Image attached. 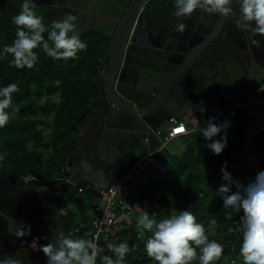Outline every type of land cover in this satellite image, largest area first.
<instances>
[{"label":"water","instance_id":"water-1","mask_svg":"<svg viewBox=\"0 0 264 264\" xmlns=\"http://www.w3.org/2000/svg\"><path fill=\"white\" fill-rule=\"evenodd\" d=\"M151 1L36 0V12L61 20L74 15L79 36L93 33L107 41L108 50L100 62L102 84L91 118L78 135L67 182L18 188L0 177L1 258L13 255L23 264H47L44 254L28 244L37 238L46 245L58 232L65 235L62 197L78 176L94 188L107 189L127 156L158 146L156 133L169 119L201 124L207 100L259 85L264 35L238 27L235 17L203 10L183 20L187 27L180 33L175 30V7L154 21L155 11L146 10ZM20 2L0 0V8L18 12ZM233 7L238 15L239 0H233ZM10 220L31 225V234L16 238L10 234Z\"/></svg>","mask_w":264,"mask_h":264},{"label":"trees","instance_id":"trees-1","mask_svg":"<svg viewBox=\"0 0 264 264\" xmlns=\"http://www.w3.org/2000/svg\"><path fill=\"white\" fill-rule=\"evenodd\" d=\"M165 4L167 8H164ZM174 6L175 0H152L146 10L155 11L154 21H159L169 15ZM18 14L11 9L4 12L0 22V51L16 39L17 26L12 23V18ZM38 15L43 17V23L51 31L52 23L43 14ZM48 31L42 34L45 39ZM79 37L87 44V48L78 51L75 58L54 60L40 47L34 49L38 61L32 68H16L11 63V54L0 58V87L16 83L20 89L18 93H13V103L19 112L5 127L0 128V177L5 180L11 182L15 176L35 173L41 177L39 185H52L69 177L78 135L91 118L93 100L102 84L100 62L108 50L107 41L93 33ZM49 44L51 46V41ZM219 103L224 104L225 100ZM237 138L239 143L245 140L240 132ZM215 139H219L218 136ZM186 141L187 146L175 158V165L171 166L174 172L168 170V176L158 178L161 191L145 186L140 189V198L142 202L164 210L158 220L170 216L173 211L190 208L197 216V222L204 224L207 232L209 221L215 219V233L209 234V239L223 244L224 252L214 264H245L238 252L239 241L235 248L232 247V243L237 240L227 232L237 212L232 213L231 220L226 219L228 210L222 208V198H218L215 193V185L222 183L221 167L226 163L228 171L231 155L236 152V148L227 143L219 155H214L207 148L208 141L203 135L190 137ZM194 146L203 150V159L200 160L201 155ZM137 160L134 155L128 156L123 162L122 172ZM201 167L207 171L204 176H198ZM186 168L190 169L188 174H185ZM79 186L82 185L79 183ZM210 196L215 200L209 199ZM71 198L68 196L66 200ZM64 218L66 229L69 230L70 216L66 214ZM196 251L199 255V247ZM151 262L154 261L149 257L142 261L131 258L125 260V264ZM191 264H199L198 259Z\"/></svg>","mask_w":264,"mask_h":264},{"label":"clouds","instance_id":"clouds-1","mask_svg":"<svg viewBox=\"0 0 264 264\" xmlns=\"http://www.w3.org/2000/svg\"><path fill=\"white\" fill-rule=\"evenodd\" d=\"M19 6V14L12 18V23L17 26L16 39L11 45H5L0 51V58L6 54L12 55L11 63L16 68H32L38 61V55L34 51L37 47L42 48L43 52L54 60L75 58L78 51L87 48V44L79 37L77 18L74 15L66 14L62 20L52 22L51 31H48L43 23V17L35 11L36 0H21ZM197 10L215 14L220 18L235 17L238 27L264 35V0H239L238 15L233 7V0H175L174 14L177 17L175 30L183 33L187 26L182 21L188 19ZM46 31H48L47 39L42 35ZM49 41H51V46ZM263 85L259 83L251 90L247 89L238 94L234 92L230 95L238 97L251 91L256 92L255 90ZM19 91L16 83L0 87V128L5 127L10 119L15 118V114L19 112V108L13 103V93ZM220 100L224 99L212 101L209 106L212 103H219ZM233 114L241 117L240 113L234 112ZM214 120L215 118H210L206 126L200 131L205 140L208 141L207 148L214 155H219L227 146V128L230 126V122L225 120L223 123L217 124ZM181 122L184 124L183 121ZM221 133L223 135H220ZM218 135L220 138L215 139ZM167 152L172 153L169 150ZM260 161H256L255 164ZM166 169L167 172L161 175L168 174V168L166 167ZM126 171L122 172L121 166L118 176ZM221 173L223 183L217 187L216 192L222 198V208L228 210L225 213V218L231 220L232 213L239 211L236 216L239 215L240 222L238 242L240 259L245 264H264V161L255 170L253 177L250 176L243 183L227 171L226 163L222 165ZM146 179L148 180V178ZM61 182H67V179ZM146 183L143 187L146 186ZM39 184L18 188L38 187ZM78 184V182L72 184L66 193H70L71 190L74 191V187H79ZM86 187L91 188L92 191L97 189L92 188L91 185L83 186V188ZM63 210L62 207L60 212ZM9 223L13 228L10 234L16 238H23L31 234V225L16 224L14 220H10ZM216 226L217 221L215 219L209 221L206 232L204 224L197 222V216L190 208L173 211L167 218L159 220L154 213L149 214L146 209H142L137 218V227L142 234L144 232L151 233L144 241V251L147 257L156 264H191L197 259L199 264H214L224 252L223 244L209 239V234L215 233ZM28 247L33 251H41L47 258V264H97V256L104 252V249L94 239L71 238L59 232L54 242L40 245L38 239L33 238ZM197 247L200 249L199 255L196 251ZM107 248L115 254L116 258L101 255V264H125L126 254L133 251L127 241L118 244L109 242ZM0 264H23V262L16 256L9 255L0 258Z\"/></svg>","mask_w":264,"mask_h":264},{"label":"built area","instance_id":"built-area-1","mask_svg":"<svg viewBox=\"0 0 264 264\" xmlns=\"http://www.w3.org/2000/svg\"><path fill=\"white\" fill-rule=\"evenodd\" d=\"M254 91L245 93L234 97L230 94L224 97L225 103H212L205 115V119L201 124H197L194 127L187 129L181 121L170 119L169 124L171 130L163 134L158 131L156 136L159 138L158 146L143 155L134 166L121 173L109 188L105 190H93L95 204L93 205V212L90 217L91 232L89 234L90 239H94L100 247L102 242H105L104 252L97 256V260L101 255H109L112 258H116L115 254L112 253L108 248L109 242L115 243L109 236V231L119 224V218L125 216L132 218L139 216L142 209H146L149 214H155L157 219L164 212L160 207L151 206L146 202H142L140 196V188L146 183V178L149 176L152 170L160 174L167 172L166 167L163 166L157 159L158 154L163 153L167 150V146L171 141L182 137L195 134L203 129L210 118H215L214 122L217 124L223 123L224 118L233 114L234 112L240 113L242 123L241 134L245 139L251 140L262 133H264V85L257 88ZM220 138V135H218ZM264 159L257 164H254L250 169V176L253 177L255 170L261 166ZM40 180L35 173H28L12 178L11 183L15 186H31L39 184ZM74 186V185H73ZM78 194L82 193L86 188L74 187ZM89 190L91 188L88 187ZM73 191H70V194ZM63 207V205H62ZM239 215L228 227L227 232L237 241L232 243V247H236L237 242L240 238L239 228L240 222L238 219ZM81 233V229L72 228L67 231L66 236L71 238H78V234ZM127 241L129 247L133 251L129 252L125 256L137 261H142L147 257L146 253H141L142 245L140 244L139 236L136 234L132 239L131 231H127ZM103 240V241H102ZM116 244V243H115ZM234 250V249H233ZM225 260V258H222Z\"/></svg>","mask_w":264,"mask_h":264},{"label":"crops","instance_id":"crops-1","mask_svg":"<svg viewBox=\"0 0 264 264\" xmlns=\"http://www.w3.org/2000/svg\"><path fill=\"white\" fill-rule=\"evenodd\" d=\"M36 13L39 14L38 12H36ZM46 19L50 23L54 22V21H60L61 20V18L57 15L56 16H50ZM258 82H260V85L264 84V75L263 76L258 75ZM254 86L255 85H253V84H249L246 86V88L251 90ZM206 90L208 92H210V87L206 86ZM169 120L167 122H165V125L168 124L169 127L160 129V133L165 134L171 130ZM225 120L230 122V126L227 128V143L232 144L236 148V152L231 155L230 164L228 166V171L231 173V175L235 179H238L239 181H241V183H243V182H246L247 179L250 178V175H249L250 164H252L253 162H256V161H260L262 158H264V134L259 135L258 137L254 138V140H244L241 143H239L237 141L238 140L237 134H239V132L240 133L242 132L243 121L241 120V118L237 114L227 116L225 118ZM183 122L185 124H187V126L186 125L185 126L188 129L195 126V125H191L192 121L191 122L183 121ZM165 125H164V127H165ZM193 135L194 134L177 138L176 139V143H177L176 145H178L177 147H180L181 149L180 148H172V147H170V144H169L167 146V150L161 154H158L156 156V159L159 162L165 164L166 167L168 168L169 172L170 171H171V173L174 172L175 169H172L171 166L175 165V163H176L175 158L177 156H179L180 153L183 152L185 145L187 146L188 143H187L186 139H188L190 137H195ZM220 135H223V133H221ZM196 138H198V137H196ZM185 141H186V143H185ZM195 148H196V150H198L197 147H195ZM168 150L171 151L172 153L169 154L167 152ZM198 152H199V155H201L200 160L203 159L205 156V153L203 152V150H198ZM137 153H139V152L134 151L131 155H135ZM141 155H143V154H141ZM134 164L131 167H133ZM72 167H73V164H72ZM189 172H190V169L186 168L185 174H188ZM206 172L201 167L200 172H199L200 175H198V176H204L206 174ZM161 176L162 175L160 173H157L156 171L152 170L149 177H147L148 180L146 179V182H147L146 187H149V188L154 187L158 191H161L162 186H159V184H158V178L159 179L163 178ZM165 176H168V174ZM165 176H164V178H165ZM181 177L183 178L182 175H181ZM148 181H150V185H148ZM78 183H80L82 185L79 187H83V185H84V187L88 186V184L86 182H84L83 180H81V178L79 176H78ZM222 183H223V181H222ZM220 184L221 183H219V185ZM219 185H215V186L218 187ZM42 186H49V185H42ZM233 190H234V185H233ZM215 193L217 194L216 191H215ZM64 196L62 197V202H61L62 203L61 205H63V209H64L62 212V219L66 223V220H65L66 218H64V216L66 214H68L70 216L69 220L71 222L70 229H72V228L81 229V233L78 234V238L90 239V237H89V234L91 232L90 217H91L92 212H93V205L95 204V198H94L93 191L89 190L87 187L86 190H84L80 194H78L77 191L74 190L73 194L65 192ZM68 196H72L71 200H69V201L66 200V198ZM218 198H221V197L218 196ZM238 213H239V211H237V214ZM163 214H164V212H163ZM137 218H138V216H135L132 218H127L125 216L120 217L119 218V224L116 227H113L109 231L110 238L112 240H114V242L116 244H118L122 241H125V239L128 236L127 231H131L130 237L132 239H134V236L137 234L139 236L140 244L143 246L145 239L148 236H150L151 233L150 232H144L142 234L141 230L138 229V227H137ZM162 218H167V217H162ZM101 245H102V248H104L106 246L105 242H102ZM143 248L144 247H142V249H141V253L144 251ZM152 263L155 264L154 262H151L150 264H152ZM97 264H101L100 256L97 260Z\"/></svg>","mask_w":264,"mask_h":264},{"label":"rangeland","instance_id":"rangeland-1","mask_svg":"<svg viewBox=\"0 0 264 264\" xmlns=\"http://www.w3.org/2000/svg\"><path fill=\"white\" fill-rule=\"evenodd\" d=\"M160 6H161V4H160ZM168 6L165 4L164 5V8H167ZM175 7V6H174ZM172 12V11H171ZM170 12V13H171ZM168 16V15H167ZM184 125H186L187 126V124H185L184 123ZM166 127H169L168 126V124L167 125H165V127H163V128H166ZM48 131H49V128L47 127L46 128V133H48ZM202 135V132L201 131H199V132H197V133H195L193 136H195V137H198V136H201ZM245 140H248V139H245ZM252 140H254V139H252ZM177 143H176V139L175 140H173V141H171L170 142V147H172V148H180V147H177L178 145H176ZM181 149V148H180ZM137 159H139L142 155L140 154V153H137V154H135L134 155ZM255 164V162H253L252 164H250V168L253 166ZM40 177V176H39ZM38 177V178H39ZM41 179V177L39 178V180ZM41 181V180H40ZM148 185H150V181H148ZM209 199H213V197H209ZM213 200H215V199H213ZM143 250H144V248H143ZM145 252V251H144Z\"/></svg>","mask_w":264,"mask_h":264},{"label":"flooded vegetation","instance_id":"flooded-vegetation-1","mask_svg":"<svg viewBox=\"0 0 264 264\" xmlns=\"http://www.w3.org/2000/svg\"><path fill=\"white\" fill-rule=\"evenodd\" d=\"M10 9V7L9 6H7V7H5L4 9L3 8H0V22L2 21V19H3V16H4V12L6 11V12H8V10ZM166 17V16H165ZM165 17H163V18H165ZM162 18V19H163ZM196 67H199L198 65L196 66ZM209 103H211L209 100H207V102L205 103L206 104V106H209ZM66 231H67V229H66V226H65V235H66Z\"/></svg>","mask_w":264,"mask_h":264},{"label":"bare ground","instance_id":"bare-ground-1","mask_svg":"<svg viewBox=\"0 0 264 264\" xmlns=\"http://www.w3.org/2000/svg\"><path fill=\"white\" fill-rule=\"evenodd\" d=\"M153 8H154V7H153ZM155 8H156V7H155ZM1 178H2V177H1ZM3 179H4V178H3ZM143 252H144V251H143ZM143 252H142V253H143ZM144 253H145V252H144ZM214 263H215V262H214ZM152 264H153V263H152Z\"/></svg>","mask_w":264,"mask_h":264}]
</instances>
